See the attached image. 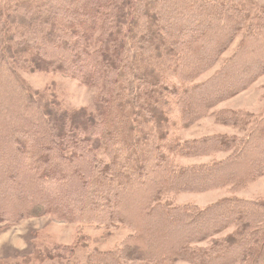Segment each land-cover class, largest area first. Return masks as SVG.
<instances>
[{"label": "trees", "instance_id": "16d2710c", "mask_svg": "<svg viewBox=\"0 0 264 264\" xmlns=\"http://www.w3.org/2000/svg\"><path fill=\"white\" fill-rule=\"evenodd\" d=\"M250 17L217 0H0V221L131 231L84 262L76 247L58 246L20 264H264L263 202L230 196L198 208L168 198L241 190L264 174V117L225 159L176 161L226 147L225 137L182 141L177 131L246 88L196 80ZM252 20L227 61L236 65L256 42L248 56L257 64L234 71L250 83L264 74V12ZM15 66L96 87L95 110L29 91Z\"/></svg>", "mask_w": 264, "mask_h": 264}, {"label": "rangeland", "instance_id": "374dc122", "mask_svg": "<svg viewBox=\"0 0 264 264\" xmlns=\"http://www.w3.org/2000/svg\"><path fill=\"white\" fill-rule=\"evenodd\" d=\"M217 1L233 3L237 7L250 12L251 17L243 25V29L233 37L226 50L218 56L213 66L196 80V84L205 85L208 82L206 85L208 86L217 80H224V82L231 83L234 89L240 84L246 86V88L244 87L240 92L219 102L206 116L185 130L177 131V135L180 136L182 141L225 137V142L223 143H227L226 147H224L227 150L221 149L206 155L176 159L183 166L209 164L225 159L240 144L241 139L247 136L255 123L264 117V74L254 78L250 83L251 74L239 77L240 75L234 72L237 67L250 69L251 65L257 64L255 57L249 58L248 56V54L251 55V52L258 48L256 47V42L250 43L251 49L249 48L240 56L241 60L236 65H234V62L227 64V61L234 58L240 48L247 30L250 28L253 16L264 12V0ZM138 9L140 12V7ZM211 16L213 18L216 17L213 14ZM219 17L220 15L217 18ZM253 21L251 23H255ZM257 24H259L258 21ZM242 63L245 65L241 66ZM223 67V71L219 74ZM14 71L31 92L40 91L48 94L56 92L55 96L70 110L87 109L89 112L95 110L99 92L96 87H84L79 82L67 77L40 71H30L19 66H15ZM223 76L225 79H222ZM169 113L172 118L177 117L175 109H169ZM229 118L232 120L230 121ZM240 122H244L243 126ZM242 163L239 162V164ZM239 186L230 184L206 192L178 193L168 198L175 205H192L198 208H204L224 197L230 196L264 203V174L248 185L245 183L243 185L244 188L241 190L236 189ZM233 230L234 228L228 229L221 236L225 237ZM130 234L131 231L125 227L108 230L104 227L91 226L89 224L66 223L53 217L30 218L16 224L0 221V263L20 264L24 259L32 258L37 251H44L58 246L66 249L76 247L75 260L84 262L89 250L93 248L101 251L115 250L121 246V243ZM82 242L88 247L83 248L80 244ZM179 264L188 263L179 262Z\"/></svg>", "mask_w": 264, "mask_h": 264}]
</instances>
